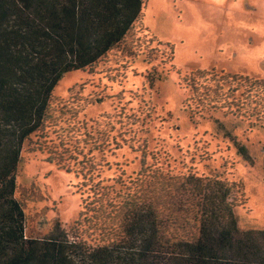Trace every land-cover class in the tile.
I'll use <instances>...</instances> for the list:
<instances>
[{"label": "trees", "instance_id": "trees-1", "mask_svg": "<svg viewBox=\"0 0 264 264\" xmlns=\"http://www.w3.org/2000/svg\"><path fill=\"white\" fill-rule=\"evenodd\" d=\"M144 5L0 0V264H264V229L241 230L234 214L246 201L240 182L221 173L170 174L162 164L146 165L145 151L139 171L124 182L119 176L107 185L83 166L85 197L70 229L56 219L45 235H26L15 197L23 146L35 138L40 152L47 130L61 129L69 107L53 104L52 91L65 73L92 69L119 46L130 62L142 55L152 63L156 55L140 41ZM151 42L161 59L172 60L169 44ZM183 81L195 114L220 111L264 127V79L211 69ZM55 153L48 161L64 167L66 152ZM262 174L264 181V167Z\"/></svg>", "mask_w": 264, "mask_h": 264}, {"label": "rangeland", "instance_id": "rangeland-1", "mask_svg": "<svg viewBox=\"0 0 264 264\" xmlns=\"http://www.w3.org/2000/svg\"><path fill=\"white\" fill-rule=\"evenodd\" d=\"M140 27L144 52L156 55L150 65L142 55L130 62L119 46L53 88V104L69 111L61 129L40 139L42 152L35 138L23 146L16 173L26 235H45L56 219L70 229L85 197L83 166L107 185L119 176L124 182L139 171L142 151L146 165L162 164L170 174L221 173L240 182L239 229H264V127L220 111L195 114L183 81L211 69L264 79V0H145ZM151 40L169 44L172 60L161 59ZM60 150L66 167L48 161Z\"/></svg>", "mask_w": 264, "mask_h": 264}]
</instances>
